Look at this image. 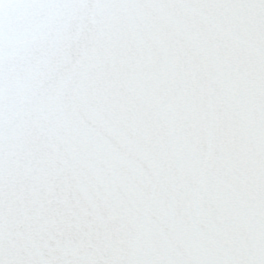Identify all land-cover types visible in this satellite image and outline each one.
I'll list each match as a JSON object with an SVG mask.
<instances>
[{
	"label": "snow or ice",
	"instance_id": "1",
	"mask_svg": "<svg viewBox=\"0 0 264 264\" xmlns=\"http://www.w3.org/2000/svg\"><path fill=\"white\" fill-rule=\"evenodd\" d=\"M0 264H264V0H0Z\"/></svg>",
	"mask_w": 264,
	"mask_h": 264
}]
</instances>
